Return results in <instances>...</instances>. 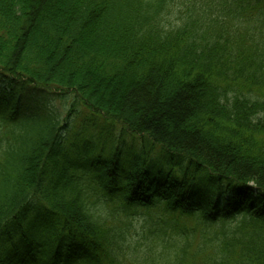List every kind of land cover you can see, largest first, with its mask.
Wrapping results in <instances>:
<instances>
[{"label":"trees","instance_id":"obj_1","mask_svg":"<svg viewBox=\"0 0 264 264\" xmlns=\"http://www.w3.org/2000/svg\"><path fill=\"white\" fill-rule=\"evenodd\" d=\"M0 264H264V0H0Z\"/></svg>","mask_w":264,"mask_h":264},{"label":"rangeland","instance_id":"obj_2","mask_svg":"<svg viewBox=\"0 0 264 264\" xmlns=\"http://www.w3.org/2000/svg\"><path fill=\"white\" fill-rule=\"evenodd\" d=\"M3 80V79H2ZM5 87L11 88V82L5 81ZM48 90L46 104L60 112L68 128L64 132V147L70 154H78L86 143L104 152L105 156L118 151L123 160L129 159L133 153L141 150L143 141L140 137L132 135L119 123L106 122L105 117L92 115V111L84 105L80 97L73 93L54 98ZM41 95L42 91H40ZM79 149V150H78ZM158 149L155 148V156Z\"/></svg>","mask_w":264,"mask_h":264}]
</instances>
